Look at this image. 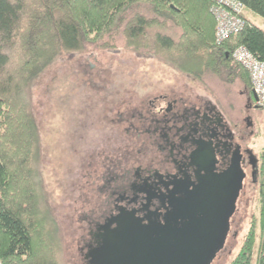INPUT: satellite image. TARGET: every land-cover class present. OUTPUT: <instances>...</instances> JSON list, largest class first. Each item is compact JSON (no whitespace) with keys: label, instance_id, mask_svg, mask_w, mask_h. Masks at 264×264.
Wrapping results in <instances>:
<instances>
[{"label":"trees","instance_id":"16d2710c","mask_svg":"<svg viewBox=\"0 0 264 264\" xmlns=\"http://www.w3.org/2000/svg\"><path fill=\"white\" fill-rule=\"evenodd\" d=\"M236 1L243 29L216 45L213 0H0V264H60L53 256L61 248L58 228L39 168L35 81L62 53L120 34L128 48L179 72L239 79L251 92L248 74L229 54L245 47L264 61V0ZM261 20L263 28L256 24ZM256 209L230 264H264V148Z\"/></svg>","mask_w":264,"mask_h":264},{"label":"rangeland","instance_id":"374dc122","mask_svg":"<svg viewBox=\"0 0 264 264\" xmlns=\"http://www.w3.org/2000/svg\"><path fill=\"white\" fill-rule=\"evenodd\" d=\"M256 24L263 26L262 20ZM168 93L199 95L233 120H242V145L260 158L264 111H246L251 92L241 80L225 83L210 75L198 79L179 72L156 56L128 48L120 34L85 44L79 52L62 53L35 81L31 106L40 140L39 168L58 228L61 248L53 256H59L60 264H83L80 248L88 232L84 218L92 209L96 214L102 199L92 182L98 179L101 185L110 164L133 166L140 143L130 130L126 133L131 117ZM258 189L259 179L245 182L224 248L212 264H230L237 255L257 214Z\"/></svg>","mask_w":264,"mask_h":264},{"label":"flooded vegetation","instance_id":"af4514ba","mask_svg":"<svg viewBox=\"0 0 264 264\" xmlns=\"http://www.w3.org/2000/svg\"><path fill=\"white\" fill-rule=\"evenodd\" d=\"M251 96L246 111L257 109ZM240 122L228 117L218 104L195 94L160 95L148 102L145 112L132 116L126 133L130 130L139 141L140 157L130 169L112 162L102 174V184L98 179L92 182L102 199L96 214L92 209L84 218L88 232L80 248L83 264H88L86 255L97 247L101 229L109 223L114 228L116 217L132 214L143 224L171 222L187 207H194L198 192L211 191L214 179L238 162L245 176L234 216L245 182L255 184L259 179V157L242 145ZM245 122L253 127L248 117ZM176 222L178 226L185 223L179 217Z\"/></svg>","mask_w":264,"mask_h":264},{"label":"water","instance_id":"95a60500","mask_svg":"<svg viewBox=\"0 0 264 264\" xmlns=\"http://www.w3.org/2000/svg\"><path fill=\"white\" fill-rule=\"evenodd\" d=\"M244 176L238 162L232 163L214 179L211 191L198 192L194 207L171 222L143 224L132 214L116 217L115 227L109 223L101 229L97 247L85 259L88 264H212L224 248ZM178 217L185 221L181 226Z\"/></svg>","mask_w":264,"mask_h":264},{"label":"built area","instance_id":"2783aa9c","mask_svg":"<svg viewBox=\"0 0 264 264\" xmlns=\"http://www.w3.org/2000/svg\"><path fill=\"white\" fill-rule=\"evenodd\" d=\"M213 1L210 13L215 21L214 40L216 45H221L243 29V8L236 0ZM229 56L248 74L255 106L264 110V61L256 59L245 47H237Z\"/></svg>","mask_w":264,"mask_h":264}]
</instances>
